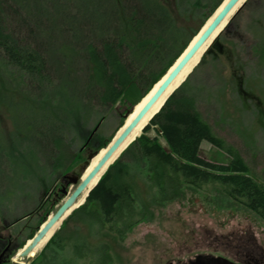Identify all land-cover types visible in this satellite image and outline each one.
<instances>
[{
  "label": "trees",
  "instance_id": "1",
  "mask_svg": "<svg viewBox=\"0 0 264 264\" xmlns=\"http://www.w3.org/2000/svg\"><path fill=\"white\" fill-rule=\"evenodd\" d=\"M172 1L178 16L199 20L201 26L223 0ZM257 9V20L244 40L255 50L245 55L248 66L237 59L229 80L223 71L213 82L189 75L151 119L155 136L136 138L69 219L90 217L101 225L128 219L137 208L131 187L138 186L136 179L154 187L152 203L157 205L178 199L183 186L200 188L218 181L228 186L226 194L245 197L244 206L264 218V188L247 175L239 157L233 156L227 165H214L199 156L202 143L223 147L203 119L200 106L221 110L228 84L238 115L246 109L257 111L262 105L255 83L244 82L246 76L264 78V0ZM196 34L179 24L160 0H0V50L4 55L0 105L13 123L7 139L0 131V186L25 183L21 173L6 164L15 155L29 166L33 163V177H47L62 137L88 132L91 124L96 128L119 99L139 101ZM214 40L208 53L217 47ZM217 53L234 62L229 48H217ZM6 189L4 197L11 196L13 190ZM137 202L139 217L146 219L151 213ZM57 235L58 231L44 253ZM103 258L110 264L107 256Z\"/></svg>",
  "mask_w": 264,
  "mask_h": 264
},
{
  "label": "rangeland",
  "instance_id": "2",
  "mask_svg": "<svg viewBox=\"0 0 264 264\" xmlns=\"http://www.w3.org/2000/svg\"><path fill=\"white\" fill-rule=\"evenodd\" d=\"M160 1L169 8L179 24L189 28L192 35L204 24L200 26L199 20L186 21L178 16L172 0ZM261 2H244L230 19L229 26L215 39L217 47L209 53L208 50L205 52L199 65L190 74L191 78L196 80L206 77L213 82L223 71L224 77L229 80L232 76L231 66L237 64V59L248 66L245 55L255 50L244 40L257 20V8ZM224 47L232 50L233 63L217 53V48ZM3 59V51L0 50V60ZM246 81L255 83L262 105L257 111L246 109L242 115H238L231 103L233 95L228 84L222 103L219 104L221 110L219 107L205 110V107L200 106L203 119L223 147L219 149L202 143L199 156L214 165H227L233 156H237L247 167V175L264 188V78L246 76ZM134 104L119 99L113 109L97 123L95 132L94 124H91L88 132L80 131L77 136L62 137L59 148L53 151L47 177H33V163L29 166L20 155L10 160L11 165L6 163L21 173L22 180H25L22 186H0V239L4 241V247L8 248L7 258L12 259L13 252L23 246L47 215L55 210L64 197L61 190L64 188L69 192L72 187L67 188L65 182L81 173L90 153L109 142ZM147 126L146 132L143 130L141 135L154 137L155 126L150 123ZM0 131L6 139L13 131L8 110L1 105ZM159 141L164 144L163 139L159 138ZM8 167L4 165V168ZM138 180V186H131L137 207L133 216L101 225L93 223L90 217L75 215L69 219L75 209L62 222L55 242L46 252L44 248L47 244L33 258L22 262L103 264V257L107 256L110 264H187L197 256H213L238 264H264V218L244 206L245 197L235 198L226 194L228 186L211 181L200 188L183 186L178 199L157 205L152 203L153 195L156 194L154 187L144 186ZM4 188L6 191L13 190L11 196L4 197ZM136 197L147 213H151L146 215V219L138 215ZM2 264H10V261Z\"/></svg>",
  "mask_w": 264,
  "mask_h": 264
},
{
  "label": "water",
  "instance_id": "3",
  "mask_svg": "<svg viewBox=\"0 0 264 264\" xmlns=\"http://www.w3.org/2000/svg\"><path fill=\"white\" fill-rule=\"evenodd\" d=\"M239 0H226L225 4L220 8L219 12L214 14L210 23L206 26V28L199 33H197L198 38L193 42L190 46V42L184 51L180 54V56L174 61L179 62L176 66L170 70L168 69L165 73L166 78L157 88V90L152 94V96L148 99V101L144 104V106L140 109V111L134 116V118L128 123L123 124L125 119L132 113L134 110V106L142 100L144 96L149 92H147L142 98L139 99L124 115L122 121V131L109 141L105 145V152L100 156L94 166L86 173L88 167L90 166L91 160L96 157L101 149H98L92 153H90L84 165L82 167L81 173L73 178H70L68 181L65 182V185L68 187L74 186V189L71 192L66 191V189H62L61 193L63 194L64 198L60 201L59 204L56 205L55 210L50 214L47 215L46 219L43 223L37 228L36 233L31 238L29 244L23 245L21 252L18 254L19 248L14 251V255L18 256L19 259H29V254L33 251L38 244L43 240V238L47 235V233L59 222V225L66 219L68 211H73V206L75 203L82 197L83 191L88 187L90 182L94 179V177L99 173V171L104 167V165L108 162V160L114 155V153L119 149V147L123 144L125 139L134 129V127L138 124V122L142 119V117L146 114V112L150 109V107L156 102V100L160 97L163 91L167 88V86L172 82V80L176 77V75L180 72V70L184 67V65L191 59V57L197 52V50L204 44V42L210 37V35L214 32V30L219 26V24L224 20V18L229 14L232 8L236 5ZM224 0L220 3L222 4ZM220 6V5H219ZM218 8V7H217ZM207 22V21H206ZM205 22V23H206ZM204 23V24H205ZM204 26V25H203ZM202 28V27H201ZM190 48L187 50V48ZM164 75V76H165ZM162 78V77H161ZM98 127V125H97ZM97 127L93 130L96 131ZM121 128V127H120ZM86 173V174H85ZM95 186V185H94ZM93 186V187H94ZM88 190L86 194V198L89 192L93 189ZM85 198V199H86ZM83 200V202L85 201ZM69 212V213H70ZM55 230L53 233H55ZM52 235V234H51ZM10 264H24L22 261H12L9 259ZM194 263H202V264H238L229 261L228 259L222 257H213V256H197L195 257Z\"/></svg>",
  "mask_w": 264,
  "mask_h": 264
},
{
  "label": "bare ground",
  "instance_id": "4",
  "mask_svg": "<svg viewBox=\"0 0 264 264\" xmlns=\"http://www.w3.org/2000/svg\"><path fill=\"white\" fill-rule=\"evenodd\" d=\"M246 0H239L236 5L232 8V10L229 12V14L224 18V20L219 24V26L214 30V32L210 35V37L204 42V44L197 50V52L191 57V59L184 65V67L180 70V72L176 75V77L172 80V82L167 86V88L163 91V93L160 95V97L156 100V102L150 107V109L146 112V114L142 117V119L138 122V124L134 127V129L131 131V133L128 135V137L125 139V141L123 142V144L119 147V149L114 153V155L108 160V162L104 165V167L99 171V173L94 177V179L90 182V184L88 185V187L83 191L82 193V197L75 203V205L73 206V211L77 208H79L80 206H82L84 204L83 200L86 198V194L88 192L89 189H91L94 185H96L99 181V179L102 177V175L106 172V170L108 169V167L113 164L117 158L120 156V154L136 139L138 138L143 130L145 129V127L150 123L151 119L153 118V116L155 114L158 113V111L161 109V107L164 105L165 101L169 98V96L182 84L183 81H185V79L191 74V72L193 71V69L198 65L202 55L206 52V50L209 48L210 44L213 42V40L219 35V33L224 29V27L227 25V23L230 21V19L233 17V15L238 11V9L244 4ZM226 0H224V2L222 4H220V6H218V8H216V11L214 12V14H216L217 12H219L220 8L223 6V4H225ZM214 14L211 16L204 22L205 24H203L200 28V32H202L206 26L210 23V21L212 20ZM198 33V32H197ZM198 33V34H199ZM199 35H195L190 42V46L193 44V42H195V40L198 38ZM190 46L187 48V50L190 48ZM179 62V60H177L176 62H174L172 64V66L168 69L172 70L176 64ZM167 73V72H166ZM165 75V74H164ZM162 76V78L155 83L152 88L150 89V91L146 94V96H144L142 98V100H140L139 103H137L134 106V110L132 111V113L125 119V122H123V124H128L133 118L134 116L140 111V109L144 106V104L148 101V99L152 96V94L157 90V88L160 86V84L163 82V80L166 78L165 76ZM121 127V128H120ZM116 129V131L114 132L113 136L111 138H113L115 135L117 136L121 131H122V126H120ZM111 141V139L109 140ZM105 152V147L101 148V150L99 151L98 155L96 157H94L91 162H90V166L88 167L86 173L94 166V164L97 162V160L100 158V156ZM85 173V174H86ZM95 187V186H94ZM93 187V188H94ZM74 189V186H72L70 188L71 192ZM69 190V189H68ZM64 198V197H63ZM63 200V199H62ZM73 211H68L67 214H71ZM70 212V213H69ZM51 213H49L50 215ZM67 215V217L69 216ZM66 217V218H67ZM43 223V222H42ZM41 223V224H42ZM40 224V225H41ZM60 227L59 222L47 233V235L43 238V240L38 244V246L30 252L29 254V259L33 258L36 254H38L39 251L42 250V248L48 243V241L50 240V238L53 236V232L55 230H58ZM52 234V235H51ZM31 239H27L25 241L26 244H29ZM25 243L23 245H25ZM23 247V246H22ZM21 248H19L18 250V254L21 252ZM12 261H22L21 259H19V257L16 255H13L12 257Z\"/></svg>",
  "mask_w": 264,
  "mask_h": 264
},
{
  "label": "flooded vegetation",
  "instance_id": "5",
  "mask_svg": "<svg viewBox=\"0 0 264 264\" xmlns=\"http://www.w3.org/2000/svg\"><path fill=\"white\" fill-rule=\"evenodd\" d=\"M4 241L0 239V264L5 263L9 260L7 258L8 255V248L4 247ZM194 261V260H193ZM193 261H189L187 264H202V263H194ZM243 264H250V263H243Z\"/></svg>",
  "mask_w": 264,
  "mask_h": 264
}]
</instances>
